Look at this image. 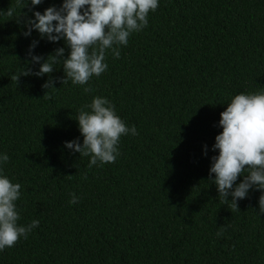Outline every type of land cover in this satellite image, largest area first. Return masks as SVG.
I'll list each match as a JSON object with an SVG mask.
<instances>
[{
  "label": "trees",
  "instance_id": "trees-1",
  "mask_svg": "<svg viewBox=\"0 0 264 264\" xmlns=\"http://www.w3.org/2000/svg\"><path fill=\"white\" fill-rule=\"evenodd\" d=\"M63 2L0 0L3 174L22 186L18 224L40 222L0 251V264H264V193L250 190L234 209L209 175L227 104L264 93V0H159L147 27L118 46L119 59L107 50L108 69L88 85L62 84V62L53 89L43 87L48 75L13 81L39 71L29 63L34 41L44 60L61 47L70 55L63 39L24 35L34 12ZM96 96L139 134L121 137L114 163L89 169L91 157L65 142L83 144L76 118Z\"/></svg>",
  "mask_w": 264,
  "mask_h": 264
},
{
  "label": "clouds",
  "instance_id": "clouds-1",
  "mask_svg": "<svg viewBox=\"0 0 264 264\" xmlns=\"http://www.w3.org/2000/svg\"><path fill=\"white\" fill-rule=\"evenodd\" d=\"M41 3L42 0H31L33 7ZM158 6L159 0H64L60 8L53 6L43 13L34 12L35 19L27 20L28 31L24 35L30 36L35 29L41 38L50 42L63 39L70 55L65 59V48L61 47L44 60L33 54L38 43L34 41L29 49V63H40L39 71L33 73L26 68L14 74L12 80L18 83L21 76L48 75L50 78L43 87L53 89L55 80L51 74L62 62L65 72L62 84L71 80L74 85H88L93 76L100 77L108 69L106 51L111 49L114 58L119 59L118 46H126L132 33L146 28L149 13L155 12ZM7 14L11 16L13 10L9 9ZM83 90L93 91L90 86ZM48 93L44 98L51 99ZM76 120L84 137L83 144L76 139L65 142V146L81 156H90L89 169L98 163H114L121 154V137L139 134L135 125L131 128L126 125L117 115L114 104L105 97H94L90 105L79 110ZM219 126L223 131L216 136L212 149L219 150V155L212 157L209 175L215 174L213 182L221 201L239 209L238 201L247 198L250 190L264 193V93L235 95L221 113ZM204 154L207 155V146ZM9 159L7 154L0 155V251L15 246L21 237L27 239L40 223L33 220L28 225L18 224L20 214L16 201L21 197L22 186L3 174V165ZM241 175L244 179L237 183ZM78 200L73 193L70 203L76 204ZM259 206V213L264 214V194L259 198ZM220 234L218 231L217 235Z\"/></svg>",
  "mask_w": 264,
  "mask_h": 264
}]
</instances>
